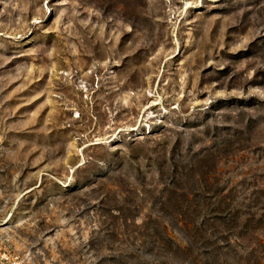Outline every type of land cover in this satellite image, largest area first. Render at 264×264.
Instances as JSON below:
<instances>
[{"label": "rangeland", "instance_id": "obj_1", "mask_svg": "<svg viewBox=\"0 0 264 264\" xmlns=\"http://www.w3.org/2000/svg\"><path fill=\"white\" fill-rule=\"evenodd\" d=\"M0 264H264V0H0Z\"/></svg>", "mask_w": 264, "mask_h": 264}, {"label": "trees", "instance_id": "obj_2", "mask_svg": "<svg viewBox=\"0 0 264 264\" xmlns=\"http://www.w3.org/2000/svg\"><path fill=\"white\" fill-rule=\"evenodd\" d=\"M199 231H201V230H199Z\"/></svg>", "mask_w": 264, "mask_h": 264}]
</instances>
